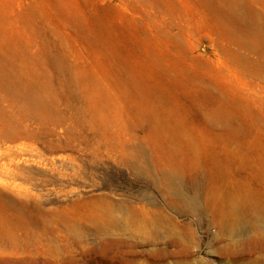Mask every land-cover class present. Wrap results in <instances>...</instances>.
I'll use <instances>...</instances> for the list:
<instances>
[{
  "label": "rangeland",
  "instance_id": "1",
  "mask_svg": "<svg viewBox=\"0 0 264 264\" xmlns=\"http://www.w3.org/2000/svg\"><path fill=\"white\" fill-rule=\"evenodd\" d=\"M258 263L264 0H0V264Z\"/></svg>",
  "mask_w": 264,
  "mask_h": 264
},
{
  "label": "bare ground",
  "instance_id": "2",
  "mask_svg": "<svg viewBox=\"0 0 264 264\" xmlns=\"http://www.w3.org/2000/svg\"><path fill=\"white\" fill-rule=\"evenodd\" d=\"M222 2V1H221ZM241 6V5H239ZM236 7V6H235ZM230 11L234 8L227 7ZM242 9V7H241ZM243 10V9H242ZM241 12V10H240ZM242 13V12H241ZM244 13V11H243ZM225 14V13H224ZM244 15V14H243ZM243 17V16H242ZM255 25V24H254ZM251 37V36H250ZM167 186L173 192L174 195L187 206L189 211L199 210L200 207V197H199V183L197 180L186 184L179 178L177 174L169 175L167 178ZM229 214L233 219H237L239 216V211L241 210V201L237 198L230 197L228 199ZM258 261V260H257ZM262 262V260H261ZM259 264V263H258Z\"/></svg>",
  "mask_w": 264,
  "mask_h": 264
}]
</instances>
